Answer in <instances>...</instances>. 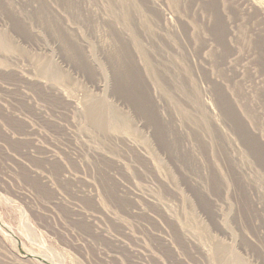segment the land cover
<instances>
[{
  "label": "rangeland",
  "instance_id": "obj_1",
  "mask_svg": "<svg viewBox=\"0 0 264 264\" xmlns=\"http://www.w3.org/2000/svg\"><path fill=\"white\" fill-rule=\"evenodd\" d=\"M0 222V264H264V0H0Z\"/></svg>",
  "mask_w": 264,
  "mask_h": 264
},
{
  "label": "bare ground",
  "instance_id": "obj_2",
  "mask_svg": "<svg viewBox=\"0 0 264 264\" xmlns=\"http://www.w3.org/2000/svg\"><path fill=\"white\" fill-rule=\"evenodd\" d=\"M0 223H1V222H0ZM1 225H2V224H1ZM1 245H2V244H1ZM1 245H0V246H1ZM0 248L2 249V247H0ZM1 249H0V251H1ZM3 252H4V251H3Z\"/></svg>",
  "mask_w": 264,
  "mask_h": 264
}]
</instances>
